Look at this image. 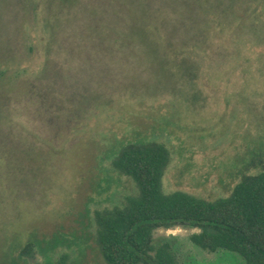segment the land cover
I'll return each instance as SVG.
<instances>
[{
    "label": "rangeland",
    "instance_id": "1",
    "mask_svg": "<svg viewBox=\"0 0 264 264\" xmlns=\"http://www.w3.org/2000/svg\"><path fill=\"white\" fill-rule=\"evenodd\" d=\"M147 142L170 151L164 194L231 195L264 151V0H0V264H106L95 215L138 193L112 161ZM199 232L155 238L246 264Z\"/></svg>",
    "mask_w": 264,
    "mask_h": 264
},
{
    "label": "trees",
    "instance_id": "2",
    "mask_svg": "<svg viewBox=\"0 0 264 264\" xmlns=\"http://www.w3.org/2000/svg\"><path fill=\"white\" fill-rule=\"evenodd\" d=\"M181 52V51H180ZM170 151L157 142L130 143L114 156L112 169L132 179L136 196L122 206L97 212L95 242L106 264H179L160 229L199 230L190 236L197 247L241 256L246 264H264V151L254 154L238 174L239 184L227 198L209 202L183 192L164 194L162 180ZM28 243L21 256H33ZM40 264H73L67 254Z\"/></svg>",
    "mask_w": 264,
    "mask_h": 264
}]
</instances>
